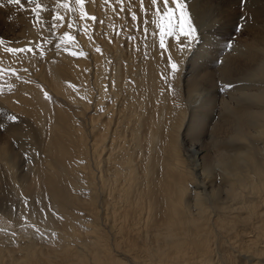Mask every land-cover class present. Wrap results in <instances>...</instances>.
<instances>
[{"label": "bare ground", "instance_id": "obj_1", "mask_svg": "<svg viewBox=\"0 0 264 264\" xmlns=\"http://www.w3.org/2000/svg\"><path fill=\"white\" fill-rule=\"evenodd\" d=\"M257 3L245 1L248 14L243 30L248 39L236 40L230 49L223 42L206 49L208 37L199 32L201 43L192 55L195 66L187 70L184 101L177 102L176 94V99L167 95L147 68V74L141 75L147 79L146 93L123 118L117 115L120 109L110 107L105 83H99L106 71L102 50L94 56L93 69L82 57L73 59L64 52L46 51L38 60L33 52L2 50L0 62L12 60L16 68H32L28 73L48 88L18 82L3 90L6 103L1 101L0 109L9 121L5 130L16 135L20 145L16 148L15 140L0 135V166L20 199V208L18 213L1 208L0 226L10 225L14 231L12 226L21 222L35 230L26 228L8 238L11 232L3 231L7 232L3 238L0 232V264H264V30L254 25L261 12ZM190 7H199L200 26L217 21L210 0H193ZM37 24L31 27L28 42L36 40V33L48 37L55 30L42 20ZM65 41L71 42L70 36ZM171 47L174 54L179 52L178 43ZM153 57L157 61V55ZM89 72L99 83L95 98L87 87ZM113 77L111 85L116 84ZM25 87L30 93L21 90ZM52 94L57 97H52L54 109L46 101ZM92 102L87 132L80 117ZM22 110L33 122L24 118ZM186 111L183 135L210 132L205 145L191 144L188 149L193 167L185 163L175 140ZM165 112L175 116L166 128L168 142L162 141ZM123 121L131 125L127 127L131 142L147 152L142 154L140 171L133 153L118 141ZM90 133L110 171L106 177L101 168L100 188L109 184L121 205L119 209L115 205L116 213L112 209L119 221L111 224V241L98 223L100 195L86 157ZM38 135L43 140L41 151ZM22 144L31 152L24 159L19 151ZM143 200L148 218L141 230L132 216Z\"/></svg>", "mask_w": 264, "mask_h": 264}, {"label": "rangeland", "instance_id": "obj_2", "mask_svg": "<svg viewBox=\"0 0 264 264\" xmlns=\"http://www.w3.org/2000/svg\"><path fill=\"white\" fill-rule=\"evenodd\" d=\"M191 1L193 0H185V3L187 6L188 14L191 16L194 25L198 27V34L200 36V39L197 41V47L201 43L202 35L199 33L200 31H204L203 35H206L205 37H208V39L204 42L206 49L218 46L221 42L225 44L226 41H231L232 44H234L238 39H248L245 30H237L240 24H244V20L248 14L245 10V1L247 0H210L213 9H216L218 11L217 13L216 10H214L216 13L215 18H217V21H210L211 23L208 22V24L206 22V26L204 25V23L203 26H200V22L202 21V19H200L199 17V7L193 10V8L190 7ZM37 4H39V8L37 9L39 15H37V12L32 11V9L36 8ZM169 7H174V5L170 3ZM257 8H259L261 11L260 18L255 20L254 25L256 28H261L262 30H264L262 28V26L264 25V0H258ZM164 11L165 5L163 3V0H158L156 5H152L151 0H84L83 4L76 3V0H36V3H29V0H21L20 5L8 4L7 0H0V59L2 57L4 58L2 50L4 53L20 52L21 54H23V52H33V54H36V59L38 60H42V58H44V52L46 51H48L49 53L64 52L70 55V57L73 59L82 57L87 67H89L90 65V68L93 69L95 62L94 56L100 55V51H97V49H100L104 52L105 55L106 71L105 73L100 75L99 83H105L106 92H108V103L111 104L110 107L113 106L115 111L120 109L121 113L123 114L119 113L117 115H119L121 118L128 117V107H130L131 111L134 107L136 109L138 105L137 101L142 99L144 94L146 93V91H144V86L147 79L142 78L141 75L147 74V68L150 72H154L155 76L157 77L156 82L163 86L167 95H172L171 98L177 97V99L175 98L177 102H179L180 100L184 101L186 80L189 76L187 70L191 69L192 66H195L194 57L192 56L193 54L188 51H185L183 53L179 51L177 54L173 53L171 46L172 44L178 43L175 36L165 35V48H160L161 28L165 26L167 22L166 18L163 15ZM93 16L96 17V19H92ZM227 16H229V18L231 16V18L229 19ZM41 20L47 23L49 28H55L53 34H50V36L47 37V35L44 33H36L37 36L35 37V39L37 41L35 40V43L33 41V43L31 41V43L28 42L29 39L27 37L29 36L31 27H36L38 25L37 22ZM68 36H70L71 42L65 41ZM181 39H183V37H181ZM215 40H217L219 43ZM169 42H171L170 47ZM226 50H228L227 47ZM154 55H157V61L156 58L154 59ZM169 56L171 57L172 62L178 65L179 70L175 73H173L170 68V64L168 61ZM8 57L10 56L8 55ZM57 61L59 63L61 62L60 60ZM86 61L87 63H89V65L86 63ZM40 62L41 61H38V64ZM23 67L24 68L21 69L16 68L13 65L12 60L5 61V64L0 62V102L3 101L4 104L6 103L3 90L15 87L18 82H22L23 84L29 83L31 85H37L39 87H43V89L46 90L47 85L42 79H39L37 76H33V72L28 73V71H30V69L32 68L29 69L25 66ZM113 75H115L114 77L116 78L115 85H111L110 82V79L111 77H113ZM93 76V72H89V77L87 78V82L89 84L87 83V87L95 98L98 95L99 83H94L95 81L93 80ZM107 76L108 79H106ZM135 79H138V82L135 81ZM215 80L217 82L221 81H218L217 78ZM107 81L108 83H106ZM221 83H218V87L221 86ZM21 90L30 93L27 87ZM175 94L177 96L174 97L173 95ZM14 95L12 97V101L14 100ZM52 97L57 98L53 94L51 95V97L46 98L47 103H51V105L49 106L50 109H54V107L52 106ZM137 98H139V100ZM94 103L92 102L88 112L86 110V112L83 113L82 117H80V119L82 120L81 122L84 123L83 125L86 128L87 132H89L90 128V119L88 118V116L92 114L91 110ZM147 103L148 101H146V106L148 108L149 105H147ZM182 106L185 107L184 105ZM147 108L145 109V111H148L149 108ZM22 114L24 118L25 116H27V119L32 121V116H29L27 112L22 110ZM177 116L179 119L181 118L180 115ZM188 116L189 114L186 111L185 116L183 117V125L181 126V128H179V132L178 134H176L175 140L180 143L179 151L184 158L185 163H189V165L193 167V158L190 154L191 152L188 149L190 148L191 144L195 147H197L198 145H205L206 141L210 140V132L207 131V133L203 134L196 133L183 135L182 132H184L183 129L185 127V123L187 122ZM85 117H87V120ZM174 118L175 116H173L172 114L168 112L164 113L163 126L165 127V129L162 141L168 142L165 136V134L168 132V130L166 131V128H169L170 124L172 123L171 121ZM0 125H2V127H0V135L4 136V138L9 141L15 140L17 142L16 148H18V146L20 145V139L16 135L8 134V132L5 130V128L9 126V121L6 120V118L2 114L1 109ZM31 126L34 127V123ZM129 126L131 125L128 122L126 123L125 121H123V126L121 128V134L118 137V141L122 140L121 144L124 143L123 145H125V147H127V149L133 153V162L134 164H136L135 167L138 168L137 170L140 171L139 169L142 163L141 158L143 157L142 154L147 152L145 148L142 149V152V150L135 146L133 141L131 142V135L129 136L130 128H127ZM38 134L40 133L38 132ZM38 137L39 141L41 140L39 142L40 145L38 146V149L41 151L43 148V140L39 135ZM92 138L93 133H90L87 141L88 145L86 157L89 166L96 178L95 183L97 185L95 186L97 189H99H96L98 196L100 195L99 198H97V206L99 208V211L101 212L99 216L101 218L98 217V220H101L98 221V223L107 235H111L109 238L111 241L113 237V228L111 227V224L112 222L114 224L115 221L116 225V222L119 221V219L115 218L114 211L116 213V208L118 206L121 207V205L117 200V193L110 192L111 190H109V188L111 189V187L109 184V187L106 186L103 189L100 188L98 177L101 172V168L103 170L102 173L106 177L109 176L108 174L110 173V171L103 161V154H101V152L99 154L98 148H95L96 145H92ZM123 139L125 141H123ZM164 144L166 146V143ZM19 151L21 152L20 155L23 159L25 157H28V152H30L28 151V149L25 150L23 144L20 147ZM160 154L162 158L166 157L165 153ZM139 184L140 183H138V185ZM136 187L138 190L139 187ZM102 194L104 195L103 197ZM106 194L108 196L110 195L109 198L108 196H106ZM17 197L18 196L15 195L11 185L7 181L5 171L0 166V210H14L13 213H18V208H20V199ZM115 205L117 207H115ZM141 205V208L135 212L132 218H134V221L136 220L135 224L137 225V227H139L141 230H144L145 227L143 226L145 225V222L148 218L147 200H143ZM108 206L110 208L107 209L108 211H106L104 208H108ZM101 209H103V213ZM112 209L114 211H112ZM110 210L112 211L111 215H109ZM141 210L143 211V213ZM106 212L108 219L105 216ZM138 212L141 213V215ZM142 216L144 222L141 221ZM102 217L105 218V221ZM113 218H115L117 221ZM101 222H103L104 224ZM19 224L21 225V227ZM22 224L24 223L18 222L13 225V229L15 228L14 231L10 229V225L7 227V229L10 231H8L4 226L3 227L5 229L0 226L2 238L7 235V232L11 233H8V235L5 237H15L14 235L16 234L19 235L24 233V229L26 228H30L29 231L34 232L35 229L33 227H27L26 224ZM3 231H7L5 235L3 234Z\"/></svg>", "mask_w": 264, "mask_h": 264}, {"label": "snow or ice", "instance_id": "obj_3", "mask_svg": "<svg viewBox=\"0 0 264 264\" xmlns=\"http://www.w3.org/2000/svg\"><path fill=\"white\" fill-rule=\"evenodd\" d=\"M8 4H16L20 5L21 0H7ZM158 0H151L152 5H156ZM29 3H36V0H29ZM76 3L83 4L84 0H76ZM165 5V11L163 13L166 18V24L161 28V36H160V48H165L164 36H175L179 43V51L182 53L188 51L192 54L196 51L197 41L200 39L198 34V27L194 25L191 16L187 12V6L185 0H163ZM174 5V7H169V4ZM39 8V4L36 5V8L32 9L33 12H37ZM37 15L39 13L37 12ZM92 19H96V17H92ZM244 24H240L237 30H242ZM183 37V39H181ZM171 46V42H169V47ZM225 47L231 48L232 42L226 41ZM11 50V49H10ZM100 51V49H97ZM168 61L170 64V68L175 73L179 70L178 65L172 62L171 57H168ZM231 87V85H228ZM15 119V117H13ZM2 127V125H0Z\"/></svg>", "mask_w": 264, "mask_h": 264}]
</instances>
